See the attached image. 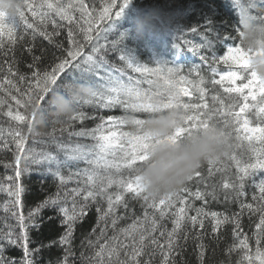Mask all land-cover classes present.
Listing matches in <instances>:
<instances>
[{
    "label": "snow or ice",
    "instance_id": "obj_1",
    "mask_svg": "<svg viewBox=\"0 0 264 264\" xmlns=\"http://www.w3.org/2000/svg\"><path fill=\"white\" fill-rule=\"evenodd\" d=\"M130 3L131 0H122L118 5L119 10L114 13L115 21L121 20ZM116 7L117 0H104L99 9L87 3L86 0H39V2L38 0H22V6L15 18L7 19L3 13H0V37L7 36L10 43H15L14 33L17 32L21 24L27 29H32L34 34L38 33L51 42L52 34L43 27L50 18V13H54L62 21H67L69 25L75 24L79 32L83 34V42H81L74 38L73 30L69 28L70 47L66 49V55L58 57L57 62L50 70L36 69L32 71L31 78L20 75L19 80L27 85L25 88L22 89L11 78L5 77L3 83L0 84V92L4 93V96L0 97V109L8 105L9 111L6 115L11 117L17 125H26L27 132L32 133L38 123L47 124L49 95L53 97L57 93H63L69 85L90 86L93 93L83 102L84 105L95 104L99 108L108 110L119 106L126 113H143L147 117L156 112L182 108L186 114L184 125L168 137L173 143L178 142L186 135H191L194 131L208 128L214 124L212 122L214 117L218 116L223 124V127H220L222 131L231 124L232 130L227 131V135L232 137V133L235 132L236 140L241 142L239 146L242 147L243 142H247L248 149L252 154L247 161L237 158L235 154L230 157L237 170V182L223 184L225 189L231 188L235 192L241 212L230 218L214 211L205 212L202 208H197L195 209L196 215L189 216L187 213L191 207L190 198L205 200L206 196L210 195L213 199H216V196L214 192L204 193L199 190L191 192L186 187L159 200H147L143 196L140 179L135 173L138 166L148 160V149L154 141L152 137L143 133L145 119L136 116H131V119L128 116L117 117L115 115H109L106 119L101 117V122L94 128L69 133V135L77 137H88L95 143L87 150L80 145L66 148L64 145L57 144V149L64 152L63 160L58 155L49 152L26 153V134L17 127L10 134L18 138L15 143L21 155L15 157L16 184L14 190H9V196L15 197L16 207L22 206L23 187L19 182L22 161L24 170H27L31 164L47 165L50 174L58 181L56 192L31 210L28 220L33 226H36L34 217L40 213L41 209L55 208L62 217L61 224L65 226V231L59 238L60 245L71 244L75 225L77 221L82 222L86 218L90 208L89 202L95 204L98 199L105 200L107 207H97V224L92 229V232L95 233L96 229L100 228L99 234L95 240L86 238L88 246L96 249L94 256L89 258V264H141L140 257L145 254V249L149 245L160 249L163 256L162 264H167L175 246L174 238L183 229L184 224L190 222L193 227L196 225L203 227V218L208 216L213 221V232H216L222 224L231 222L234 225L233 236L238 239V244L230 246L228 251L231 252L237 247L245 250L237 264H244V261H247V264H257V262L264 264V247L261 246L264 242V80L257 77L255 72L249 71V52L245 51L240 43L231 36H227L224 38L228 42L224 54L217 56L213 52L211 58L199 55V59L205 64H209L211 59L210 71L213 77L219 75V79L213 78L211 83L219 85L223 93L226 94V99L219 94L213 95L211 97L213 105L210 106L206 100L207 90L204 87L206 80L200 75L198 65L190 70L197 76L196 80H191L180 74L179 67L167 66L169 62L157 61L155 67H149L138 61L130 50L124 48L120 49L121 55L119 56L124 67L109 66V62L103 54L107 49L104 45L99 44V40L106 39V36L102 37V33L111 31L115 26L114 23L109 22L113 21V9ZM25 8L29 10L34 20L38 19V24L28 22L24 12ZM227 10L236 11L234 0H231ZM76 13H79L78 18L75 16ZM105 23L108 24L107 28L104 27ZM53 25L56 26L55 21H53ZM212 25L211 21L206 22L204 25L206 31H217L218 34V30L214 29ZM191 31L196 33V27L191 28ZM235 31L239 35L238 27L235 28ZM126 35L127 33L122 32L121 39H125ZM184 44L190 45L191 42L185 40ZM89 45H91V52L85 55V48ZM206 46L211 48V41H208ZM2 47L3 42L0 41V48ZM173 48L178 49L179 45L174 43ZM113 49H115V45H113ZM188 51L197 55L200 52V46L191 45L188 47ZM177 53L179 52L177 51ZM220 64L228 69L222 74L218 72L217 67H212V65ZM29 67L35 69V63ZM125 69L139 74V77L134 79L129 75L125 81ZM9 73L11 77L18 74L11 67ZM145 83L149 85L147 89L141 87ZM197 95L200 103H192L191 101ZM177 97L180 99V103H176ZM9 101L23 108L25 113L21 114L20 111H16L13 114ZM217 104L219 107L215 106ZM80 109L81 104H77L68 121L69 127L72 121L82 122L86 119V114ZM252 116H255V121L252 120ZM124 125H131L134 131L123 130ZM48 134L51 135V133ZM73 163H83L85 167L78 168L65 177L61 169ZM215 163H208L210 175ZM194 175L200 176V173L196 171ZM74 177H82L84 186L81 187L78 181L76 187L65 189V185ZM8 179H12V177H8ZM247 181H251V186L255 190L252 194L254 204L239 201L240 197L246 195ZM112 188L116 189L115 193L109 191ZM0 190H3L2 186H0ZM185 192L188 193V199L182 195ZM126 194L143 200L146 209L155 210L161 219L165 218L170 209L174 210L171 212L173 217L171 231H161V236L166 235L167 237L166 246L160 244L153 235L158 230V222L154 215L150 218L147 210L142 219L137 218L127 227L116 231L117 222L122 219L116 215V207H127L125 204ZM79 199L83 200L82 204L79 203ZM69 201L71 207H69ZM244 210L252 215L258 214V222L255 223L256 232L254 233L257 247L254 255L248 251L249 238L246 235L240 238L239 217ZM109 220L113 229V235L110 237L106 235ZM18 221L20 224L19 236L16 237L9 231L7 234L0 233V240L7 241L9 245L22 247L24 259L21 264H33L31 260L33 250L28 247L29 236L23 214L19 215ZM101 224L103 227H100ZM34 251H38V249ZM3 253L4 248L0 246V264H13L12 261L4 257ZM121 253H123V259H121ZM71 255H73L71 248H65V256L62 258L61 264H67L68 257ZM81 255L83 256V253ZM200 255L202 258L203 252ZM143 264H150V261H144Z\"/></svg>",
    "mask_w": 264,
    "mask_h": 264
},
{
    "label": "trees",
    "instance_id": "obj_2",
    "mask_svg": "<svg viewBox=\"0 0 264 264\" xmlns=\"http://www.w3.org/2000/svg\"><path fill=\"white\" fill-rule=\"evenodd\" d=\"M86 2L99 9L104 0H86ZM121 2L122 0H117V7L113 9V21L109 22L114 23L115 26L111 31L102 33V37L106 36V39L101 38L99 40V44L104 45L105 49H107L103 54L108 60L109 66L124 67L123 62L119 60V56L121 55L120 49L124 48L130 50L138 61L149 67H155V62L157 61L169 62L167 66L179 67L181 69L180 74L191 80H196L197 76L190 70L198 65L200 75L206 80L204 87L207 90L206 100L209 105H213L211 99L213 95L219 94L222 98L226 99V94L223 93L220 86L211 83L213 78L219 79V75L213 77L210 71L209 65L211 64V59L209 60V64H205L199 59V55L211 58L213 52L217 56L224 54L228 43L224 38L227 36H231L236 42H239V35L235 31V28L238 27L236 11L227 10L231 4V0H131L121 20L115 21L114 13L119 10L118 5ZM150 7L161 9L169 18V23L166 29L146 34L143 39L137 40L132 36V20L138 12L147 11ZM24 12L28 22L39 23L38 19L34 20L27 8L24 9ZM75 16L78 18L79 13H76ZM56 21L55 27L50 19L43 25L45 30L52 34L51 42L44 39L38 33L34 34L32 29H27L23 24L14 33L15 43H10L7 36L0 37V41L3 42V47L0 48V84L3 83L5 77H9L23 89L27 85L25 82L19 80L20 75L31 78L32 71L36 69L40 71L45 69L50 70L57 62V58L65 56L66 49L70 47L69 28H72L74 38L83 42V34L79 32L75 24L69 25L67 21H62L59 17ZM208 21L213 23L212 27L218 30V34L217 31H206L204 25ZM118 25H126V27L119 30L116 28ZM104 27L107 28L108 24L105 23ZM193 27H196V33L191 31ZM122 32L127 33L125 38L127 41L121 39ZM185 40L190 41L191 44H184ZM208 41H211V48L206 46ZM174 43L179 45L178 49L173 48ZM113 45H115V49H113ZM191 45L200 46L199 54L193 55L188 51V47ZM90 52L91 45L85 48V55ZM34 63L35 69L30 68L29 65ZM10 67L18 73L17 76H10ZM212 67H217L218 72L221 74L228 70L223 64L212 65ZM125 72V81L129 75L133 76L134 79L139 77V74L133 73L131 70L125 69ZM141 87L147 89L149 85L145 83ZM2 96H4V93L0 92V97ZM51 98V95H49V100ZM185 99L187 100V98ZM191 102L200 103L198 95ZM9 104H11L13 114L16 111H20L21 114L25 113V110L15 105L14 102L9 101ZM215 106L219 107L218 104ZM80 110L86 114V119L82 122L72 121L69 127L68 121L57 122L54 117L47 113V124L38 123L35 131L29 133L27 132L26 125H17L11 117L6 115L7 111H9L8 105L0 109V186L3 188V190H0V233L7 234L11 231L14 236L18 237L20 234L18 217L20 214H23L29 236L28 247L30 250H33L31 254L33 264H61L62 258L65 256V248L68 247L71 248L73 255L68 257L67 264H89V258L94 256L96 249L88 246L86 238L95 240L99 234L100 228H97L95 233L92 232V229L97 224L96 209L98 206L106 208L107 204L105 200L99 199L95 204L89 202L90 208L88 209L87 216L82 222L77 221L70 245L59 244V238L65 231V226L61 224L62 217L55 208L41 209L40 213L34 217L36 226H33L31 221L28 220L29 212L35 209L49 195L56 192L58 181L50 174L47 165L31 164L27 170H24L22 161V171L19 181L23 187L21 194L22 206L16 207L14 204L15 197L9 196L8 192L15 188V157L21 155V153L15 143L18 138L10 133L19 127L26 134V153L34 152L39 154L49 152L58 155L63 160L64 152L57 149V144L64 145L66 148H74L76 145H80L87 150V148L92 147L95 143L88 137H77L69 135V133L78 132L81 129L90 130L101 122V117L106 119L109 115L147 118V115L143 113H126L119 106L108 110L99 108L95 104L89 106L81 103ZM251 118L255 121V116ZM53 121H56V123H53ZM212 122L217 127H223L221 118L218 116L214 117ZM123 130L134 131L131 125H124ZM225 130L231 131L232 125L229 124ZM48 133H51V135ZM235 136L236 133L233 132L231 139L234 146L230 155L213 165L211 175L209 174V164L205 163L197 170L200 176L193 175L192 179L184 185L191 192H196L197 190L204 193L214 192L216 196V199H213L210 195L206 196L205 200H197L194 197L190 198L189 203L191 207L187 213L189 216L196 215L195 209L197 208H202L205 212L214 211L230 218L234 214L241 212L240 203L237 202L235 192L231 188L225 189L223 187L225 182H237V170L230 157L235 154L237 158L247 161L252 156L247 142H243V146L241 147L239 146L241 142L236 140ZM83 167H85L83 163H73L68 167H63L61 171L67 177L71 172ZM8 177H12V179H8ZM78 181L80 186L83 187V178L74 177L73 180L65 185V189L76 187ZM109 191L115 193L116 189L112 188ZM245 191L246 195L240 197L239 201L254 204L252 194L255 190L251 186V181L246 182ZM182 195L188 199V193L185 192ZM79 203L82 204L83 200L79 199ZM125 204L127 207H116V215L122 217L117 222L116 231L127 227L137 218L142 219L147 210L150 218L154 215V218L158 222V230L153 235L160 244L166 246L167 237L166 235L161 236V231H171L173 227L171 212L174 210L170 209L165 218L161 219L158 212L153 209H146L145 202L141 199L133 198L131 194H126ZM6 207L7 210H5ZM69 207H71L70 201ZM239 222L240 238H243L245 235L249 238L248 251L254 255L255 248L257 247L254 233L256 232L255 223L258 222V214L252 215L247 210H244L243 214L239 217ZM212 223L213 221L210 216L203 218V227L199 225L193 227L190 222H186L183 229L174 238L175 246L167 264H237V261L241 260L244 255L245 250L237 247L231 252L228 251L230 246L238 244V239L233 236L234 225L231 222L222 224L216 232H213ZM100 227H103V224ZM106 235L109 237L113 235L110 220ZM0 246L4 248L3 255L7 260L12 261L13 264H21L24 259L22 247L9 245L7 241L3 240H0ZM261 246L264 247V242H262ZM36 249L38 251H34ZM201 252H203L202 258ZM81 253H83V256ZM121 259H123V253H121ZM140 260L141 264L144 261H150V264H162L163 256L158 247L149 245L145 249V254L140 257ZM244 264H247V261H244Z\"/></svg>",
    "mask_w": 264,
    "mask_h": 264
},
{
    "label": "clouds",
    "instance_id": "obj_3",
    "mask_svg": "<svg viewBox=\"0 0 264 264\" xmlns=\"http://www.w3.org/2000/svg\"><path fill=\"white\" fill-rule=\"evenodd\" d=\"M234 3L239 43L250 54L249 71L264 80V0H234ZM21 6L22 0H0V13L13 19ZM168 23L169 18L161 9L150 7L134 16L132 36L143 39L146 34L166 29ZM92 93L90 86L69 85L63 93L51 98L48 114L57 122L69 121L77 104L83 103ZM180 102L177 97L176 103ZM185 115L182 108H172L145 119L143 133L152 137L154 143L148 149V160L138 166L135 174L143 186V196L149 201L179 192L205 163L227 158L234 146L227 131L215 124L171 142L168 137L184 125Z\"/></svg>",
    "mask_w": 264,
    "mask_h": 264
},
{
    "label": "bare ground",
    "instance_id": "obj_4",
    "mask_svg": "<svg viewBox=\"0 0 264 264\" xmlns=\"http://www.w3.org/2000/svg\"><path fill=\"white\" fill-rule=\"evenodd\" d=\"M57 16L54 14V13H50V20L53 22V21H55V23L57 22L56 20H57ZM126 27V25H118L116 28L117 29H119V30H122L123 28H125ZM126 40V39H125ZM127 41V40H126ZM145 47H147V46H145ZM208 50V49H207Z\"/></svg>",
    "mask_w": 264,
    "mask_h": 264
},
{
    "label": "rangeland",
    "instance_id": "obj_5",
    "mask_svg": "<svg viewBox=\"0 0 264 264\" xmlns=\"http://www.w3.org/2000/svg\"><path fill=\"white\" fill-rule=\"evenodd\" d=\"M101 4V3H100Z\"/></svg>",
    "mask_w": 264,
    "mask_h": 264
}]
</instances>
